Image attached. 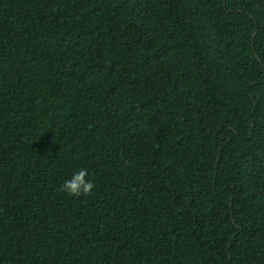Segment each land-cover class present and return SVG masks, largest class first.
I'll use <instances>...</instances> for the list:
<instances>
[{
    "label": "trees",
    "instance_id": "trees-1",
    "mask_svg": "<svg viewBox=\"0 0 264 264\" xmlns=\"http://www.w3.org/2000/svg\"><path fill=\"white\" fill-rule=\"evenodd\" d=\"M0 264H264V0H0Z\"/></svg>",
    "mask_w": 264,
    "mask_h": 264
},
{
    "label": "clouds",
    "instance_id": "clouds-1",
    "mask_svg": "<svg viewBox=\"0 0 264 264\" xmlns=\"http://www.w3.org/2000/svg\"><path fill=\"white\" fill-rule=\"evenodd\" d=\"M88 173L86 170H80L73 174V176L66 180L62 187V192H67L71 196L89 195L94 188L91 180L86 179Z\"/></svg>",
    "mask_w": 264,
    "mask_h": 264
}]
</instances>
